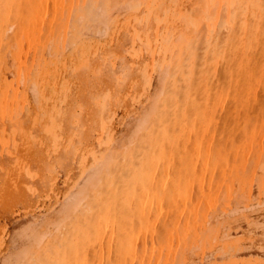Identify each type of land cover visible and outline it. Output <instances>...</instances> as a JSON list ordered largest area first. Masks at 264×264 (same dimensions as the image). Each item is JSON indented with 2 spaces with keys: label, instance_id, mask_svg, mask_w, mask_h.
Here are the masks:
<instances>
[{
  "label": "bare ground",
  "instance_id": "obj_1",
  "mask_svg": "<svg viewBox=\"0 0 264 264\" xmlns=\"http://www.w3.org/2000/svg\"><path fill=\"white\" fill-rule=\"evenodd\" d=\"M262 94L264 0H0V264H264Z\"/></svg>",
  "mask_w": 264,
  "mask_h": 264
},
{
  "label": "rangeland",
  "instance_id": "obj_2",
  "mask_svg": "<svg viewBox=\"0 0 264 264\" xmlns=\"http://www.w3.org/2000/svg\"><path fill=\"white\" fill-rule=\"evenodd\" d=\"M256 97H257V96H256ZM262 97L264 98V95H263V94H262ZM252 98H254V97H251V101H252ZM257 98H259V99L256 100V102L259 101L261 97L259 96V97H257ZM254 99H256V98H254ZM254 99H253V100H254ZM261 99H262V98H261ZM225 101H226V100L223 99V100H222V104H221V107H222V105L226 106V108H225V107H222V110L224 109V111H225V110H228V109H227V105H225V104H226ZM261 101H263V102H261ZM261 101H259V102H257V103H259V104L261 103V104H260V105L262 106L261 109H264V105H263V104H264V99L261 100ZM224 103H225V104H224ZM252 103H253V101H252ZM260 105H259V108L261 107ZM219 111H220V112H219ZM221 112L224 114V112L221 111L220 108H219V109L217 110L216 115L213 117V118L216 120V122H218V124H219V126L217 127L216 124H214V123H216L215 120H213V123H212V124H214V125H211V126H213L212 129H214V131L216 130V129H215L216 127L219 129V127H221L222 125L224 126L223 122L226 123V124H228V122H230V120H231V119L233 120V118H234V115L232 114V112H228L229 114L231 113V115H233V116L231 117V115L229 116V114H227V115H225V116H227V118H226V117H222V118H225V119H223L224 121L222 120V122H220L221 120H219L218 118L220 117V115H222V114L219 115V113H221ZM226 113H227V111H226ZM253 114H254V113H253ZM258 115L261 117V115H260L259 113H258ZM216 117H218V118H216ZM260 117H258V118H260ZM222 118L220 117V119H222ZM232 120H231V123L233 122ZM253 120H254V119H252V122H253ZM260 120H261V119H259V121H260ZM255 121H256V120H255ZM219 122L222 123L221 126H220V123H219ZM253 123H254V122H253ZM232 124H233V123H232ZM228 125H229V124H228ZM230 125H231V124H230ZM230 125H229V126H230ZM215 126H216V127H215ZM223 126H222V127H223ZM225 126H227V125H225ZM225 126H224V127H225ZM229 126H228V128H229ZM224 127H223V129H224ZM230 127H233V125L230 126ZM225 128H226V127H225ZM218 129H217V130H218ZM229 129H230V130H229ZM229 129H228V132H227V133L225 132V130H224V131L222 130V132H221V129H220V131H219L220 133L218 134V138L216 137L218 131H215L216 133H213V134H214V137H216L215 139H214V137L211 136V135H210L209 137H207V138L204 139V140H205V141L203 142V147H204V148H202L203 151H201V153H202V155H203V152H204V154H205V153L209 150V151L206 153L208 156L205 155V156H207L206 158L208 159V161H209V159H211V160L213 159V160H212V162H213V161L215 160L214 158L217 159V157L220 155V154H219V155H217L216 157H214V153H213V152L216 151V149H218L219 146L222 147V145H219V143H222V144H223V141H224V139H225L224 136H227L226 138H230V137H231L230 135H231V132H232V131H231V128H229ZM229 131H230V132H229ZM223 132H225L226 134L223 133ZM228 133H230V134H229L230 137H228V135H227ZM215 134H216V135H215ZM220 134H222V135L220 136ZM224 134H225V135H224ZM240 134H241V133H240ZM223 135H224V136H223ZM241 135H242V134H241ZM212 137H213V138H212ZM223 137H224V139L222 140ZM238 137H239V136H238ZM220 138H221V139H220ZM208 139H210V140H209L210 142L208 141ZM218 139H220L221 141L219 140V141L216 142L215 140H218ZM212 140L215 141V142L218 144L217 148H216V146L213 147V144H212V146H211V142H212ZM226 140H227V139H225V142L227 143V145L229 144V146L225 145L226 143H224L223 146L225 145V146L228 147V148H226V147L224 146V148L222 147V148H219V149H218V150L223 149L224 153H223L222 150H221V151H218V150H217L218 153H219V152H220V153L222 152L221 155L223 154V156H221V157H223V158H224V157L226 158V155H225V154H227L226 152H228V154L231 153V143H228V142H230V141H226ZM228 140H229V139H228ZM205 143L209 144L210 147L206 146L207 144H205ZM213 143H214V142H213ZM216 143H214V144H216ZM217 144H216V145H217ZM191 146H192V145H189L188 148H190ZM194 147H196V149H194ZM207 147H208L209 149H208ZM211 147L215 149V150H214V149L211 150V152L213 151V152H212V155L209 153ZM191 148H192V147H191ZM191 148L189 149V150H190V151H189L190 154H193V153H194V150H197V151H198V149H199V147L197 146V143L193 145V148H192V149H191ZM197 148H198V149H197ZM212 148H211V149H212ZM229 148H230V149H229ZM193 149H194V150H193ZM207 149H208V150H207ZM225 150H227V151H225ZM197 151H195L194 155H196V154L198 153ZM229 151H230V152H229ZM191 152H192V153H191ZM196 152H197V153H196ZM208 153H209V154H208ZM216 154H217V152H216ZM216 154H215V155H216ZM224 155H225V156H224ZM211 156H212V158H211ZM190 157H191V156H190ZM208 157H210V158H208ZM219 157H220V156H219ZM221 157H220V158H221ZM227 157H228V155H227ZM211 160H210V161H211ZM210 169H211V167H210V168L208 167V168H207V171H206V182H207L208 179H209L208 177L211 176L210 174H212V172H211ZM210 172H211V173H210ZM194 190H195V189H194Z\"/></svg>",
  "mask_w": 264,
  "mask_h": 264
}]
</instances>
